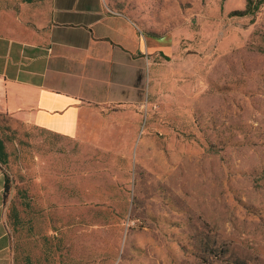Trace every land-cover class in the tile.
Listing matches in <instances>:
<instances>
[{"label": "rangeland", "instance_id": "1", "mask_svg": "<svg viewBox=\"0 0 264 264\" xmlns=\"http://www.w3.org/2000/svg\"><path fill=\"white\" fill-rule=\"evenodd\" d=\"M99 1L154 53L80 136L0 111L12 264H264V5Z\"/></svg>", "mask_w": 264, "mask_h": 264}, {"label": "crops", "instance_id": "2", "mask_svg": "<svg viewBox=\"0 0 264 264\" xmlns=\"http://www.w3.org/2000/svg\"><path fill=\"white\" fill-rule=\"evenodd\" d=\"M77 3L9 2L0 33V111L69 137L81 135L89 106L122 101L134 87L139 60L154 53L127 18L99 0H85L83 9ZM4 184L0 166V264H12Z\"/></svg>", "mask_w": 264, "mask_h": 264}, {"label": "trees", "instance_id": "3", "mask_svg": "<svg viewBox=\"0 0 264 264\" xmlns=\"http://www.w3.org/2000/svg\"><path fill=\"white\" fill-rule=\"evenodd\" d=\"M59 1L61 0H55V3H56L55 6L57 8L61 7V4H59ZM90 1L97 2V0H90ZM84 2L85 0H78L77 6H76L77 9H83L82 4H84ZM263 5H264V0H247L244 10L232 12L231 15H239V16L254 15ZM59 16H60L59 13L55 15L56 22H59ZM2 155H3L2 154V143L0 140V162L2 161ZM4 187L6 188V183Z\"/></svg>", "mask_w": 264, "mask_h": 264}]
</instances>
